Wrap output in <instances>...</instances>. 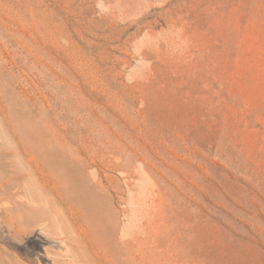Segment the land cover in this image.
Instances as JSON below:
<instances>
[{
	"label": "rangeland",
	"instance_id": "rangeland-1",
	"mask_svg": "<svg viewBox=\"0 0 264 264\" xmlns=\"http://www.w3.org/2000/svg\"><path fill=\"white\" fill-rule=\"evenodd\" d=\"M45 158L114 264H264V0H0V194ZM20 196L0 264L99 263Z\"/></svg>",
	"mask_w": 264,
	"mask_h": 264
},
{
	"label": "bare ground",
	"instance_id": "bare-ground-1",
	"mask_svg": "<svg viewBox=\"0 0 264 264\" xmlns=\"http://www.w3.org/2000/svg\"><path fill=\"white\" fill-rule=\"evenodd\" d=\"M12 134H15L14 131ZM19 140L24 142L21 136ZM43 161L44 165L42 164L43 162H37L34 170V173L38 174L40 179L39 190H35L29 185H26L25 189L23 185H18L12 190L10 186L2 189L4 186L2 187V185H0V187H2V192L0 194V206L2 213H7L10 216L9 208L16 206V204L13 205V203H17L19 200L14 197V194L16 193L21 194L20 199H22V203L25 207H27V209L41 208L39 204L33 202V200H36L37 197L43 195L44 192L51 193V197H44L46 200V207L50 208L52 214H54L53 218L57 223H54L55 225H51V222L45 223V226H47L51 231L50 233H47V238H50L55 242L63 240V244L67 245L69 244V241L77 240L80 242L81 247L93 248L90 258L94 261L95 259H98V264H114V261L109 253L111 244L106 238V233L103 231L102 227L96 224L95 218H97V216H92L86 205V200L89 196L88 191L77 183V176L75 173L68 174V183L64 185L61 184L54 171L56 166L55 162L49 160L48 158H45ZM27 194H29L32 202L28 200ZM55 202L66 205H60V207L56 209L54 208L56 206ZM67 213H69L70 216ZM71 218H76V222L72 221ZM63 219L66 220V223L62 221ZM9 228H11L10 224ZM13 230L16 233H19L24 230L27 231V227L20 226L19 229L15 228ZM3 252L5 253V251ZM46 252L48 251L46 250ZM9 261L10 264H18L15 259H9Z\"/></svg>",
	"mask_w": 264,
	"mask_h": 264
}]
</instances>
